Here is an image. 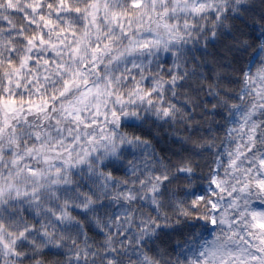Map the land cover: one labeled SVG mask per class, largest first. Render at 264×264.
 I'll list each match as a JSON object with an SVG mask.
<instances>
[{"label": "snow or ice", "instance_id": "snow-or-ice-1", "mask_svg": "<svg viewBox=\"0 0 264 264\" xmlns=\"http://www.w3.org/2000/svg\"><path fill=\"white\" fill-rule=\"evenodd\" d=\"M0 264H264V0H0Z\"/></svg>", "mask_w": 264, "mask_h": 264}]
</instances>
